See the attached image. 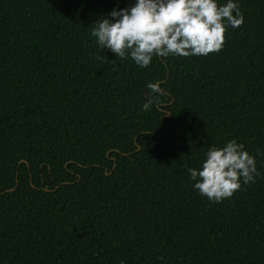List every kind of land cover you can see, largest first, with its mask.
I'll return each instance as SVG.
<instances>
[{
    "label": "trees",
    "instance_id": "trees-1",
    "mask_svg": "<svg viewBox=\"0 0 264 264\" xmlns=\"http://www.w3.org/2000/svg\"><path fill=\"white\" fill-rule=\"evenodd\" d=\"M236 2L221 51L142 68L90 31L136 0H0V264H264V0ZM232 139L259 175L213 203L188 169Z\"/></svg>",
    "mask_w": 264,
    "mask_h": 264
},
{
    "label": "clouds",
    "instance_id": "clouds-1",
    "mask_svg": "<svg viewBox=\"0 0 264 264\" xmlns=\"http://www.w3.org/2000/svg\"><path fill=\"white\" fill-rule=\"evenodd\" d=\"M110 17L98 20L90 28L91 36L120 61L130 57L142 68L149 67L154 57L218 53L227 30L241 27L245 19L236 0L223 4L219 0H136L128 8L113 9ZM147 87L151 94L142 109L148 111L153 105L160 109L163 88L158 82ZM188 172L194 188L213 203L230 199L259 175L255 156L236 139L210 147L201 167Z\"/></svg>",
    "mask_w": 264,
    "mask_h": 264
}]
</instances>
